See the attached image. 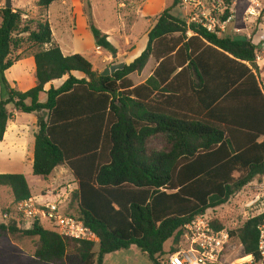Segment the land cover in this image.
Here are the masks:
<instances>
[{
  "label": "trees",
  "instance_id": "16d2710c",
  "mask_svg": "<svg viewBox=\"0 0 264 264\" xmlns=\"http://www.w3.org/2000/svg\"><path fill=\"white\" fill-rule=\"evenodd\" d=\"M58 1L36 0V6L45 12ZM178 4L172 0L157 17L140 56L108 75L93 71L80 55L63 56L46 20L25 21L20 11L0 9V142L14 112L36 116L32 174L45 178L66 166L76 185L70 195L77 209L69 215L97 239L62 238L38 221L22 229L15 207L32 197L29 185L22 174H0V188L8 189L12 198L11 207L2 211L0 240L7 236L36 241L28 264H103L106 255L130 247L153 264H163L166 256L177 252L186 224L264 176V86L256 94L239 92L247 80H255L259 45L245 36H221L188 25L171 14ZM227 16L226 11L222 20ZM87 23L96 47L115 55L116 48L91 17ZM173 35L178 39H171ZM24 40L29 53L11 59L12 50ZM200 44L243 67L244 74L235 72L231 82L223 83ZM28 56L34 60L36 85L22 93L11 87L5 72ZM151 57L162 60L153 76L129 90L128 76L140 73ZM171 58L174 65L168 66ZM177 68L181 71L173 80L189 75V89L201 114L166 112L142 101L141 91L158 92L157 79L169 81ZM63 77L67 79L59 88L44 92L46 84ZM184 83L181 89L188 88ZM62 109L60 125L56 116ZM154 139L162 142L160 150L150 149ZM210 221L214 229H223L220 221ZM262 225L264 212L230 232L243 256L258 258Z\"/></svg>",
  "mask_w": 264,
  "mask_h": 264
},
{
  "label": "crops",
  "instance_id": "0c3cea01",
  "mask_svg": "<svg viewBox=\"0 0 264 264\" xmlns=\"http://www.w3.org/2000/svg\"><path fill=\"white\" fill-rule=\"evenodd\" d=\"M13 1L14 0H11L13 7L18 10H20V8L24 9V7L19 5V2H17L15 6V1ZM101 2L104 3V1ZM91 3L92 2L90 0H61L55 2L51 4L45 11V20L50 25L52 42L59 46L63 56L66 57L72 55H80L87 61H89L91 65L93 59L100 60L102 64L108 65V67L106 65L101 70L92 66L93 71H96L98 73H102L103 69H107L113 64L124 63L128 65L132 63L136 58H138L147 46V35L149 31L156 24L157 17L166 8L165 0H144L140 8H138L137 10V15H131L130 17L125 16L126 19L124 21L122 20V17L124 18V15H119V9L123 8V3L116 0L110 1L111 9L115 14V18L113 19L114 23L107 28H103L101 30L99 28L97 29L103 34L107 35V40L116 48L117 53L113 57L101 48L96 47L95 40L89 31L87 23L88 16L85 15L84 8L85 6H88L90 11H92ZM95 6H97V3H93V8ZM53 21H55L57 25H55ZM238 24L242 25V22H238ZM63 35L66 37V41L69 44L66 47V50H63V44L60 40V37H63ZM191 36L192 34L187 37L190 38ZM195 44H199L198 41L195 42ZM263 47L264 45H262L261 50H263ZM201 48L205 50L206 56L211 60L209 62L212 64V69H214L215 72L217 71L223 83L231 82V80L235 77V72L237 75L244 74L245 70L243 67H238V65H235L224 59L213 48L207 47V45H205L204 47L201 46ZM116 58L118 59L116 60ZM161 61L162 60H156L155 58L151 57L140 73H133L129 75L127 78L131 84L129 90L145 85L146 81L153 76ZM18 64H30V78L26 80L23 79V77L12 78L11 80L7 79V81L13 89L24 93L34 88L36 85V80L34 77V60L32 57L28 56L15 63L10 69L16 67ZM173 65V58H171V65L170 63H168V66ZM257 65L259 68L258 74L260 76L261 70L264 66V59ZM220 67H224L222 71L220 70ZM180 71L181 68H177L176 72L170 77V80L165 83H163L162 79H157L160 90L168 85L169 82H171L167 90H164L165 92H161L159 90L158 92H152L151 94H149L148 89H144L143 91H141L142 101L148 106L156 107L166 112L187 114L189 116L197 114V112L201 114L197 105L193 101V96L191 90L189 89V75L185 74L184 77H179L173 80V78ZM253 74L255 76V80H247L245 84L240 87L239 92L248 90L250 93L256 94L257 88L261 91L262 86H264V82H260L262 80L261 77L257 76V73L253 72ZM73 76L78 79L82 77L80 73H73ZM66 79L67 77H63L62 79L54 80L46 84L44 86V92L48 91L50 88H59ZM243 79L244 78H242L240 83L243 81ZM184 82H186L188 88L181 89L179 86L185 84ZM147 96L148 98H146ZM39 98L40 102H44L46 96L44 93H42ZM155 99L156 101L153 102ZM64 110L65 109H62L61 112H59L56 116V121L60 125H62L61 121L65 116ZM36 121V116L32 114L18 115L14 113L12 120L7 123L3 140L0 142V174H7V171L11 170L7 167L9 165H1V160H3V162H18L20 166H23V163L28 161L32 166L34 138H30V133H32L34 136L37 130ZM16 158H18V160L13 161ZM64 167L66 166H59L55 168L50 176L54 177L55 174L60 170H64ZM50 176L45 178H49ZM44 188H46V185L42 187L40 194L42 193ZM0 212L2 214V211ZM32 242L33 240L28 241V243L26 241H17L11 243L12 248H14V250L17 252V264H28L33 259L34 246L31 245ZM11 264H14V262H12Z\"/></svg>",
  "mask_w": 264,
  "mask_h": 264
},
{
  "label": "rangeland",
  "instance_id": "374dc122",
  "mask_svg": "<svg viewBox=\"0 0 264 264\" xmlns=\"http://www.w3.org/2000/svg\"><path fill=\"white\" fill-rule=\"evenodd\" d=\"M15 1V2H14ZM14 5L16 6L17 2L19 5L24 7L20 8V10L16 9L12 6V11H20L22 15V19H26L25 21H31L34 19L41 18L45 20V12L38 9L36 6V0H14ZM32 1V2H31ZM92 3V11H90L88 6H85L84 13L86 16L92 18L93 23L100 30L103 28H107L113 24V19L115 18V14L111 9L110 1L113 0H90ZM101 1H104L102 3ZM121 1L123 3L122 9H119V15L123 16L122 20L125 21V16L130 17L131 15H137V10L140 8L144 0H116ZM251 2H243L241 0H179V4L171 10V14L179 17L180 19H184L187 21L191 10L193 8V4L199 2L205 11L210 13L219 21H222V17L225 15V12H228V16H232L233 22L229 24L225 28V32H221V36H235L233 34V29L235 27L241 26L238 22H243L245 10L249 5H255L257 16L249 17L247 22H243L245 26L249 29L251 33V42L254 45H259V52H263L262 45H264V0H251ZM93 3H97V6L93 8ZM5 0H0V9L4 8ZM166 7L171 6L172 0H165ZM125 6V7H124ZM90 15V16H89ZM227 16V17H228ZM88 21V20H87ZM123 21V22H124ZM55 25L56 22L53 21ZM238 24V25H237ZM56 32V31H54ZM260 32V33H259ZM259 34V35H257ZM191 35L189 32L187 34ZM25 39V36H22ZM179 35L171 36V39H178ZM261 37V38H260ZM60 40L63 44V50H66V47L69 45L66 41V37H60ZM260 42V43H259ZM29 46L24 43L17 49H13L11 52V59H16L18 57L25 56L29 53ZM118 58H116L117 60ZM115 63V62H114ZM107 64H102L100 60L93 59L92 66L94 68L102 69ZM258 66V65H257ZM108 67V65H107ZM106 67V68H107ZM259 70V68H258ZM105 71V69H103ZM257 76L261 77V83L264 82V66L261 70V75L259 76L257 72ZM28 79L30 78V64H18L16 67L8 70L5 73L6 80H11L12 78H22ZM156 99L153 101L155 102ZM30 138H34L33 134L30 133ZM151 150H160L162 148V142L159 139H154L150 143ZM18 158L13 161H17ZM12 161V160H11ZM1 165H9L7 166L11 170L7 171V174H22L28 182L31 193L33 197L39 196L42 187L46 185L43 191L49 188L58 189L61 195L60 199V207L62 212L68 214L76 213V203L71 201V191L76 188L74 183V178L70 171L66 167L64 170H60L55 174L54 177L50 176L49 178H41L33 176L32 174V166L28 161L23 163V166H20L18 162H3L1 160ZM3 170V169H2ZM5 170V169H4ZM9 190L6 188H0V211L8 210L11 207V198H10ZM264 212V183L263 177L260 179H256L246 187H244L240 192L232 196L229 201L216 208L210 209L205 212L209 219H216L221 222L223 229L229 231H234L240 228L249 218L257 216ZM4 222V218L0 212V224ZM43 226L46 228H50V225L47 221H43ZM22 229H26L22 224ZM17 241H30V239H11L10 237H4L0 240V264H14L18 263L16 258V251L12 248L13 242ZM36 241L33 240L31 243L32 246H35ZM233 246H235V252L232 253L229 264L234 263H242L243 261H247L249 256H243L241 250V245L236 239L232 240ZM171 245V240L165 243L164 249L168 250ZM103 264H153V262L149 259L148 256L143 254L140 250L135 247H130L127 250L117 251L111 254H108L103 259Z\"/></svg>",
  "mask_w": 264,
  "mask_h": 264
},
{
  "label": "built area",
  "instance_id": "2783aa9c",
  "mask_svg": "<svg viewBox=\"0 0 264 264\" xmlns=\"http://www.w3.org/2000/svg\"><path fill=\"white\" fill-rule=\"evenodd\" d=\"M241 1L253 3L251 0ZM256 10L255 5H249L245 10L244 16L246 18H243V22H247L249 17H256ZM232 22L231 15L219 21L205 11L199 2L193 4L186 21L188 25L200 26L216 35L225 32V28ZM243 22L241 26L232 30L233 34L245 36L250 40L251 33ZM263 59L264 47L263 52H256L255 63L259 64ZM58 193L59 191L55 187L49 188L42 191L38 197H31L19 202L15 207V212L19 215L20 222L27 229L37 221H47L50 227L62 238L97 241L95 235L81 221L62 212L59 203L61 195ZM210 220L206 214H202L186 224L183 227V235L177 252L166 256L163 264H229L231 255L236 250L232 244V237L229 231L225 229H214ZM257 253L258 258L249 256L247 261L234 264H264V225L259 227Z\"/></svg>",
  "mask_w": 264,
  "mask_h": 264
},
{
  "label": "water",
  "instance_id": "95a60500",
  "mask_svg": "<svg viewBox=\"0 0 264 264\" xmlns=\"http://www.w3.org/2000/svg\"><path fill=\"white\" fill-rule=\"evenodd\" d=\"M5 9H11L12 8V3L11 0H5L4 4ZM115 55H113L114 57ZM122 68V63L117 64V65H112L109 68L105 69V71L102 72L103 75H108L110 72H113L116 69H121Z\"/></svg>",
  "mask_w": 264,
  "mask_h": 264
},
{
  "label": "bare ground",
  "instance_id": "6f19581e",
  "mask_svg": "<svg viewBox=\"0 0 264 264\" xmlns=\"http://www.w3.org/2000/svg\"><path fill=\"white\" fill-rule=\"evenodd\" d=\"M248 260V259H247Z\"/></svg>",
  "mask_w": 264,
  "mask_h": 264
}]
</instances>
